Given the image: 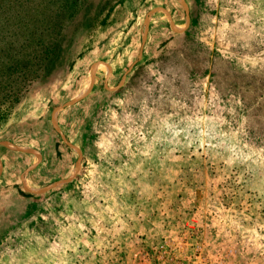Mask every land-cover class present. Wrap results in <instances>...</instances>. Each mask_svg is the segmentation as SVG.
<instances>
[{
    "label": "rangeland",
    "instance_id": "obj_1",
    "mask_svg": "<svg viewBox=\"0 0 264 264\" xmlns=\"http://www.w3.org/2000/svg\"><path fill=\"white\" fill-rule=\"evenodd\" d=\"M0 158V264H264V0H0Z\"/></svg>",
    "mask_w": 264,
    "mask_h": 264
},
{
    "label": "crops",
    "instance_id": "obj_2",
    "mask_svg": "<svg viewBox=\"0 0 264 264\" xmlns=\"http://www.w3.org/2000/svg\"><path fill=\"white\" fill-rule=\"evenodd\" d=\"M36 167H38V164L33 168L35 169ZM5 170L6 166L3 160L0 158V183L2 182L3 172ZM32 190H29L27 188L24 176L18 182H14L13 186L9 189H6L5 187H3V189L0 188V231L2 228L5 229L7 227V215L9 214L8 212L12 211L17 214V212L22 209L25 199L23 195H25V193H29L30 195L32 194L31 196H37Z\"/></svg>",
    "mask_w": 264,
    "mask_h": 264
}]
</instances>
